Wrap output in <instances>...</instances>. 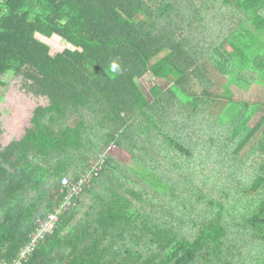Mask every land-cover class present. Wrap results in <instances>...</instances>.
Masks as SVG:
<instances>
[{
    "label": "trees",
    "instance_id": "16d2710c",
    "mask_svg": "<svg viewBox=\"0 0 264 264\" xmlns=\"http://www.w3.org/2000/svg\"><path fill=\"white\" fill-rule=\"evenodd\" d=\"M8 74L48 104L0 145V261L103 161L23 264H264V0H0Z\"/></svg>",
    "mask_w": 264,
    "mask_h": 264
},
{
    "label": "rangeland",
    "instance_id": "374dc122",
    "mask_svg": "<svg viewBox=\"0 0 264 264\" xmlns=\"http://www.w3.org/2000/svg\"><path fill=\"white\" fill-rule=\"evenodd\" d=\"M38 39L49 46L52 56H55L66 49H74L69 43L58 37H52L51 39ZM1 80L4 85L0 86V145L5 147L13 140H19L22 138L26 129L31 127V119L34 115L35 108L39 105L48 104V99L43 96H36L29 91L27 87L29 83L22 76L8 74L2 77ZM226 80L227 78H222L219 75L216 76V83L218 85L217 89L219 92L223 91L221 86ZM136 84L147 100L152 101L150 90L155 85L163 87L165 82L158 80L151 75H145L142 78L137 79ZM235 92L240 99L244 101H264V90L257 86H254L247 92L236 88ZM104 156L105 158L112 156L121 163L129 166L131 169L137 170L136 165L130 161L129 157L115 147H111L102 157ZM102 163L103 161H100L94 166L101 165Z\"/></svg>",
    "mask_w": 264,
    "mask_h": 264
},
{
    "label": "built area",
    "instance_id": "2783aa9c",
    "mask_svg": "<svg viewBox=\"0 0 264 264\" xmlns=\"http://www.w3.org/2000/svg\"><path fill=\"white\" fill-rule=\"evenodd\" d=\"M101 166L102 164L92 167L90 171L84 173L82 177L75 182L70 181L67 177L63 178L62 185L66 187L67 195L65 202H63L62 205L55 210V213L50 214L45 220L38 221L36 230L30 236L29 243L15 261L12 263L0 261V264H23L27 261L28 257L37 248V246L53 232L58 222L59 215L68 210L73 203V199L79 195L84 187H87L91 183L92 178L97 175Z\"/></svg>",
    "mask_w": 264,
    "mask_h": 264
},
{
    "label": "clouds",
    "instance_id": "9594fccd",
    "mask_svg": "<svg viewBox=\"0 0 264 264\" xmlns=\"http://www.w3.org/2000/svg\"><path fill=\"white\" fill-rule=\"evenodd\" d=\"M110 68L113 72H116L119 70V65L116 63V62H113L111 65H110Z\"/></svg>",
    "mask_w": 264,
    "mask_h": 264
}]
</instances>
